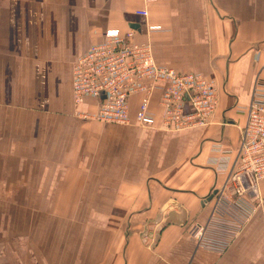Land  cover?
<instances>
[{
	"label": "crops",
	"instance_id": "0c3cea01",
	"mask_svg": "<svg viewBox=\"0 0 264 264\" xmlns=\"http://www.w3.org/2000/svg\"><path fill=\"white\" fill-rule=\"evenodd\" d=\"M111 29L213 83L210 123L165 127L160 90L147 127L95 119L94 97L76 104L73 65ZM256 83L264 0H0V264H264V202L222 254L189 235L226 179ZM182 211L185 223L163 225Z\"/></svg>",
	"mask_w": 264,
	"mask_h": 264
},
{
	"label": "built area",
	"instance_id": "2783aa9c",
	"mask_svg": "<svg viewBox=\"0 0 264 264\" xmlns=\"http://www.w3.org/2000/svg\"><path fill=\"white\" fill-rule=\"evenodd\" d=\"M135 14L148 16L146 9ZM159 30L160 26L147 25L148 33ZM104 36L103 42L91 46L73 65L76 104L94 97L98 99L95 119L147 127L155 124L150 105L154 92L160 90L165 127L184 130L210 123L218 103L213 83L199 74L159 66L149 43L133 41V30L122 34L111 29ZM137 95L141 97L133 115L131 99ZM187 107L191 112H186ZM242 112L245 120L233 149L234 159L225 167L224 183L211 193L209 216L204 223L193 221L189 225L196 247L217 254L229 247L264 202V89L259 83Z\"/></svg>",
	"mask_w": 264,
	"mask_h": 264
},
{
	"label": "water",
	"instance_id": "95a60500",
	"mask_svg": "<svg viewBox=\"0 0 264 264\" xmlns=\"http://www.w3.org/2000/svg\"><path fill=\"white\" fill-rule=\"evenodd\" d=\"M134 27H136V26H134ZM214 193H215V191L212 192V194H214ZM212 194L209 195V197H207L205 199L206 202H209L211 200ZM185 221H186L185 211H182L181 213L170 212L168 214V217L166 218V220H164L163 225L170 223V222L183 224V223H185Z\"/></svg>",
	"mask_w": 264,
	"mask_h": 264
},
{
	"label": "rangeland",
	"instance_id": "374dc122",
	"mask_svg": "<svg viewBox=\"0 0 264 264\" xmlns=\"http://www.w3.org/2000/svg\"><path fill=\"white\" fill-rule=\"evenodd\" d=\"M36 7H37V5H36Z\"/></svg>",
	"mask_w": 264,
	"mask_h": 264
}]
</instances>
